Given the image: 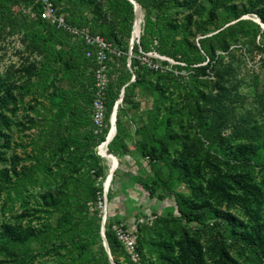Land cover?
Instances as JSON below:
<instances>
[{
    "label": "rangeland",
    "instance_id": "rangeland-1",
    "mask_svg": "<svg viewBox=\"0 0 264 264\" xmlns=\"http://www.w3.org/2000/svg\"><path fill=\"white\" fill-rule=\"evenodd\" d=\"M56 1L110 37L106 116L93 126L94 64L79 43L0 0V264H109L104 210L116 264H264V0L168 2L159 44L141 8L134 44L146 40L134 53L121 0ZM115 102L108 151L118 164L105 193L97 146ZM154 171L165 184L150 198L140 184ZM175 202L201 223L180 218ZM219 216L220 234L243 247L214 243Z\"/></svg>",
    "mask_w": 264,
    "mask_h": 264
},
{
    "label": "trees",
    "instance_id": "trees-1",
    "mask_svg": "<svg viewBox=\"0 0 264 264\" xmlns=\"http://www.w3.org/2000/svg\"><path fill=\"white\" fill-rule=\"evenodd\" d=\"M6 1L9 2L10 4L16 5V6H25V7L30 6V7H32V9L36 12V14H37V16L39 18V21L41 22V24L43 25L45 30L49 31V34H51L53 36H58V37L67 36V37L71 38L70 35H68L67 33H65V32H63L61 30H56L50 24H48L43 19H41L40 15H39L40 7H39V4H37L36 0H6ZM53 1L55 2V4L57 3L56 0H53ZM121 1L125 4L126 10H127V14L129 15V21L132 20L133 17L135 16L134 15L133 4L129 0H121ZM135 1L138 2V4L140 5V8L145 10V19H146L148 25L150 26V28H148V31H147V27L145 28L144 31L152 33L153 37L157 39L158 44H159L161 42V39H162L163 35H164L165 28L167 27V23H166V20H165L166 19L165 18V16H166L165 10L167 8V3L171 2L173 0H146V1H144V0H135ZM233 17H236V16L233 15ZM66 21L69 22L70 24L77 25V26H88L91 33L99 34V35L105 37L106 39H108L109 41H111L109 36H105L104 34H101L99 32H96V31L92 30L91 26L88 25V24L72 22L67 16H66ZM157 21H159V22H157ZM145 40H146V38L144 37L143 39L140 40L139 43L133 44L131 51L133 53L137 52L141 47H143V45L145 44L144 43ZM58 43H60V44L62 43L60 39H58ZM200 45H201V47H200L201 50L206 51V52L209 51V46L207 45V41L206 40L200 41ZM79 46L82 49V46L80 44H79ZM82 52H83V50H82ZM83 56H84V58L86 60H88L91 63H93L90 59L85 57L84 52H83ZM181 61H184L187 66L191 65L193 63L192 60L189 59L188 54H185L183 52H182ZM105 103H106V100H105ZM116 125H117V130H118L119 129L118 128V118H116ZM65 138H67V137H65ZM108 146H109V144H108ZM123 147H124V149H126L125 145ZM141 155L143 157H147L148 153H146L145 150H142ZM149 166H150V168H152V164H149ZM115 175L116 174H114V177H115ZM113 180H114V178H113ZM163 184H165V179L163 177V174L160 171H154L152 181L150 183H146L145 182V183L140 184V185L144 186L145 189L148 192L149 197L153 198L154 196L162 197L160 194H158L157 187L161 186ZM175 204H176V210H177L178 216L180 218H183V219H185L188 222H195V223H198V224L201 223V221L195 215H193L191 212L186 210L181 204H179L178 202H175ZM225 221H226V218L222 217V216H219V218H216L213 221V223H212V226H213L212 235H213L214 243L219 245V246H221V247H223V248L230 247V246L243 247V245L241 243V240L239 238H230V239H228L223 234H220L219 227ZM85 222H86V224H88V223H92L93 224L94 220L92 218H88V219L85 220ZM82 232H83L84 235L86 233H90L88 225H86L83 228ZM107 234L110 235L111 232L107 231ZM84 235H83V238H82L83 239L82 243L86 239V236H84ZM249 247L253 248L255 254H257L260 259H263V256L261 254H259L258 247L256 246V244L251 243V244H249ZM81 248H82V251L85 252L86 249H87V245L86 244H81ZM109 249H110V253H111V251H113L112 247H110ZM104 252H105V249H104ZM106 256H107V254H106ZM109 264H110V262H109Z\"/></svg>",
    "mask_w": 264,
    "mask_h": 264
},
{
    "label": "built area",
    "instance_id": "built-area-1",
    "mask_svg": "<svg viewBox=\"0 0 264 264\" xmlns=\"http://www.w3.org/2000/svg\"><path fill=\"white\" fill-rule=\"evenodd\" d=\"M39 4L41 19L56 30H61L71 39L82 46L86 58L94 64L93 88L94 94L90 102L91 121L94 127L102 126L106 116V92L108 87V60L115 50L111 42L99 34L90 32L88 26H77L66 21V15L60 11L53 0H36ZM32 8V7H30ZM104 214L106 211L104 210ZM112 229L121 236L119 226L112 225ZM131 244V242H128Z\"/></svg>",
    "mask_w": 264,
    "mask_h": 264
},
{
    "label": "bare ground",
    "instance_id": "bare-ground-1",
    "mask_svg": "<svg viewBox=\"0 0 264 264\" xmlns=\"http://www.w3.org/2000/svg\"><path fill=\"white\" fill-rule=\"evenodd\" d=\"M142 19H143V15L141 12V8H138L134 16L133 27H132V36L134 38H138L139 36ZM115 132H116V129H115V123H114V114H113V109H112V112L109 117L108 131L105 134L104 140H102L97 146L98 154L104 160V162H106L109 165V168H110L103 182L104 192L105 190L108 189L110 182H111L112 174L115 168L117 167V158L112 156L108 151V144L114 137Z\"/></svg>",
    "mask_w": 264,
    "mask_h": 264
},
{
    "label": "water",
    "instance_id": "water-1",
    "mask_svg": "<svg viewBox=\"0 0 264 264\" xmlns=\"http://www.w3.org/2000/svg\"><path fill=\"white\" fill-rule=\"evenodd\" d=\"M132 4H133V7H134V15L137 11L138 8H140V5L138 4V2H136L135 0H129ZM138 38H134L131 34V38H130V43H129V53L131 52V49H132V46L134 44V41L137 40ZM123 96V90L120 94V99L119 101L121 100ZM117 107H118V102H115V104L113 105V114H114V123H115V120H116V110H117ZM116 129V127H115ZM117 164H118V161H117ZM113 175V174H112ZM112 179V178H111ZM107 190H105V193H106ZM104 221H105V214H103V217H102V222H101V227H100V236L102 238V242H103V247L105 249V252L107 254V257H108V260L110 262V264H116L114 262V260L112 259V256H111V253H110V249H109V246H108V243H107V240L105 238V234H104Z\"/></svg>",
    "mask_w": 264,
    "mask_h": 264
}]
</instances>
